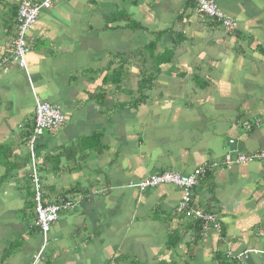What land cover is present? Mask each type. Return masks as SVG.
<instances>
[{
    "label": "crops",
    "instance_id": "crops-1",
    "mask_svg": "<svg viewBox=\"0 0 264 264\" xmlns=\"http://www.w3.org/2000/svg\"><path fill=\"white\" fill-rule=\"evenodd\" d=\"M18 1L0 3V264H264V159L223 164L264 150V0H214L231 32L192 0H57L26 33V69L6 60ZM36 99L65 117L35 142L41 197L73 205L45 234L20 187ZM203 163L190 205L217 232L181 218L178 188L131 187Z\"/></svg>",
    "mask_w": 264,
    "mask_h": 264
},
{
    "label": "built area",
    "instance_id": "built-area-1",
    "mask_svg": "<svg viewBox=\"0 0 264 264\" xmlns=\"http://www.w3.org/2000/svg\"><path fill=\"white\" fill-rule=\"evenodd\" d=\"M57 0H21L16 11V26L15 36L8 46L9 60L19 68L26 69V55L29 52V45L26 41V33L29 27L36 20L41 10L49 9ZM195 3V10L198 14L205 16L208 19L215 20L220 23L226 32H231L237 27V20L223 13L217 6L214 0H192ZM5 60V59H3ZM2 60V61H3ZM64 115L60 109L47 102L36 99L33 108V127L30 136L27 140V148L31 158V179L36 191V205L34 207L35 219L33 225L45 234L50 225L58 218L61 210L73 208L72 203L64 202L63 204H45L41 202L38 191L39 180L36 175V165L34 160V146L38 136L43 131H51L62 126ZM232 142V141H230ZM254 159H264V150L257 153L246 155L239 153H231L225 156L224 165L246 164L251 163ZM215 166L214 163H203L194 168L189 174H179L173 171H165L158 174H150L142 180L132 183L131 187L138 190H146L155 188L159 185L169 184L181 190V198L176 206V211L181 216H184L191 222L199 221L202 224L201 229L209 228L210 226L217 232L219 231V222L217 218L200 208L191 207V190L195 186L197 180L202 178L206 171ZM45 243V239L43 240ZM250 252L246 250L244 253ZM253 254H258L259 251H251ZM42 256L40 252L33 256L30 264H39Z\"/></svg>",
    "mask_w": 264,
    "mask_h": 264
},
{
    "label": "trees",
    "instance_id": "trees-1",
    "mask_svg": "<svg viewBox=\"0 0 264 264\" xmlns=\"http://www.w3.org/2000/svg\"><path fill=\"white\" fill-rule=\"evenodd\" d=\"M3 0H0V3L2 2ZM21 1V0H20ZM20 1H18V4H12V5H9L10 6V12L12 11V16H11V19H13V18H16V14L14 15V13H16V11H17V8H18V5H19V3H20ZM14 15V16H13ZM14 35H15V33H14ZM4 147H7V146H5V144H0V164H6V162H7V160H3V157H2V155H1V149L2 148H4ZM27 159V158H26ZM24 164V163H23ZM8 170H6V172H4V174L2 175V173H1V175H0V181L2 180V179H5V178H7L8 176L9 177H11V168L9 169V168H7ZM14 178V177H13ZM28 182H27V186H26V190L28 191V193H29V196H31V203H32V205H30V209L32 210L33 208H34V205H33V194H32V191H31V185H30V181H29V177H28V179H26ZM67 199L66 198H63L62 200L60 199L59 201H55L54 203H56V204H63L65 201H66ZM69 200V199H68ZM194 223V224H193ZM191 225L194 227V228H196L197 230H200L201 228H202V224L199 222V221H197V222H193ZM33 227H34V229H38V228H36L34 225H33ZM38 231H39V229H38ZM264 254V251H259L258 252V254L257 255H259V256H261V255H263ZM43 257L41 258V260H40V262H39V264H43Z\"/></svg>",
    "mask_w": 264,
    "mask_h": 264
},
{
    "label": "clouds",
    "instance_id": "clouds-1",
    "mask_svg": "<svg viewBox=\"0 0 264 264\" xmlns=\"http://www.w3.org/2000/svg\"><path fill=\"white\" fill-rule=\"evenodd\" d=\"M15 26H16V18H15ZM15 33V32H14ZM15 36V35H14ZM14 38V37H13ZM32 127H33V125H32ZM32 127H31V129H32ZM31 129H30V133H31ZM29 136H30V134H28V137H27V139H26V143H27V140H28V138H29ZM36 142V141H35ZM34 150H35V146H34ZM26 155H27V157L29 158V160H30V162H31V158H30V154H29V152H28V148H27V145H26ZM36 157V154H35V152H34V160H35V165H36V175H37V177H38V169H37V163H38V160L35 158ZM29 169H30V174L27 176V177H29V180H30V185H31V191H32V194H33V205H34V207H35V205H36V199H35V196H36V191H35V186L33 185V182H32V177H31V175H32V171H31V163H29ZM14 178H15V175H14ZM39 180V179H38ZM39 182V181H38ZM38 191H39V194H40V200H41V202H43L44 203V201H43V198L41 197V188H40V183H39V188H38ZM65 202H69V201H65ZM71 203V202H70ZM48 204H56V203H48ZM33 210H34V208H33ZM65 210H69V209H65ZM35 213V212H34ZM59 215V214H58ZM58 219V218H57ZM218 220V219H217ZM218 222H219V220H218ZM50 228V227H49ZM49 230V229H48ZM202 230V229H201ZM40 231V230H39ZM41 232V231H40ZM43 240H44V238H43ZM44 245H46V239H45V243H44V241L42 242V247H41V250H43V247H44Z\"/></svg>",
    "mask_w": 264,
    "mask_h": 264
},
{
    "label": "rangeland",
    "instance_id": "rangeland-1",
    "mask_svg": "<svg viewBox=\"0 0 264 264\" xmlns=\"http://www.w3.org/2000/svg\"><path fill=\"white\" fill-rule=\"evenodd\" d=\"M6 28H8L7 26H6ZM44 132V131H43ZM24 168V172L27 174V175H29L30 174V169L28 168V169H26V166L25 167H23ZM23 181L24 180H22V179H20V180H18V186L19 185H21L22 183H23ZM51 181H54L53 179H50V180H46V181H43V182H41V184H43V185H49V184H51ZM60 181H61V183H64V179L63 178H61L60 179ZM83 181H79V184L81 185H83V183H82ZM59 181H58V183H56L55 185H56V187H58L59 186V184H61ZM79 185V186H80ZM79 186H77V187H79ZM20 187H22L23 189H22V192L25 194V197H26V199H27V201L29 200V194H28V191L26 190V183L23 185V186H20ZM55 187V188H56ZM79 188H82V186H80ZM55 197H53V196H48V200H50V201H52L53 199H54ZM43 201L45 202L46 200L45 199H43ZM181 218L184 220V221H189L187 218H185L184 216H181ZM262 257H264V254L263 255H261Z\"/></svg>",
    "mask_w": 264,
    "mask_h": 264
}]
</instances>
